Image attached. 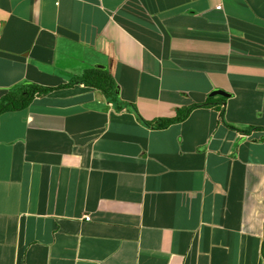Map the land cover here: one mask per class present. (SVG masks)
<instances>
[{"label":"crops","instance_id":"obj_1","mask_svg":"<svg viewBox=\"0 0 264 264\" xmlns=\"http://www.w3.org/2000/svg\"><path fill=\"white\" fill-rule=\"evenodd\" d=\"M27 83L70 86L0 114V264H264V0H0Z\"/></svg>","mask_w":264,"mask_h":264},{"label":"trees","instance_id":"obj_2","mask_svg":"<svg viewBox=\"0 0 264 264\" xmlns=\"http://www.w3.org/2000/svg\"><path fill=\"white\" fill-rule=\"evenodd\" d=\"M92 72L94 73L92 75H95L93 76V79H92L93 81L87 80L86 84L105 92V94L108 97L112 96L113 100L115 101L114 97H116V95L115 93H113L114 92L113 90L116 88L117 85L115 81L113 80V78L107 73L100 71V70H94ZM68 86L70 85H65V86L58 87L56 89L54 88L51 89V88H45L42 86H38L32 83H27V84L21 85V87L17 90H14L15 89L14 87L8 93V95L5 96L0 101V114L28 109L29 106L32 104V102L35 101L36 99L43 98L56 90L64 89ZM192 110L193 109H190L189 111H187L188 114H190ZM186 116L187 114H184V116L182 117L159 121L156 124V127L159 129L168 128L169 126L175 123L183 122ZM244 132L248 133L247 131H244Z\"/></svg>","mask_w":264,"mask_h":264},{"label":"water","instance_id":"obj_3","mask_svg":"<svg viewBox=\"0 0 264 264\" xmlns=\"http://www.w3.org/2000/svg\"><path fill=\"white\" fill-rule=\"evenodd\" d=\"M98 68L102 69V67H98ZM209 97L210 98H215V97L230 98L231 95L225 91H222V90H215L209 95Z\"/></svg>","mask_w":264,"mask_h":264},{"label":"rangeland","instance_id":"obj_4","mask_svg":"<svg viewBox=\"0 0 264 264\" xmlns=\"http://www.w3.org/2000/svg\"><path fill=\"white\" fill-rule=\"evenodd\" d=\"M118 87L116 86V88L115 89H117ZM264 89V86L263 87H260V89ZM218 100H221V98H219V97H216L215 99H211L210 101L211 102H215V101H218Z\"/></svg>","mask_w":264,"mask_h":264}]
</instances>
